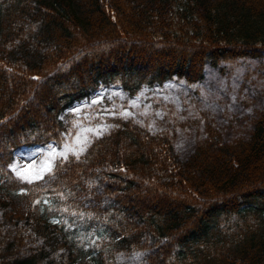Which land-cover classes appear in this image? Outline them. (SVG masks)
Segmentation results:
<instances>
[{
  "label": "trees",
  "instance_id": "trees-1",
  "mask_svg": "<svg viewBox=\"0 0 264 264\" xmlns=\"http://www.w3.org/2000/svg\"><path fill=\"white\" fill-rule=\"evenodd\" d=\"M175 1L0 0V264H264V113L232 141L206 121L185 160L112 118L42 180L11 170L60 144L62 115L103 86L200 83L264 52V0H187L191 33L172 29Z\"/></svg>",
  "mask_w": 264,
  "mask_h": 264
},
{
  "label": "rangeland",
  "instance_id": "rangeland-1",
  "mask_svg": "<svg viewBox=\"0 0 264 264\" xmlns=\"http://www.w3.org/2000/svg\"><path fill=\"white\" fill-rule=\"evenodd\" d=\"M186 3L187 0L175 1L172 29L182 26L184 31L190 28L191 33V26L181 14ZM261 113L264 52L256 59L221 62L217 68L207 65L200 83L172 79L162 85L143 87L134 96L119 85L103 86L62 115L66 132L60 144L16 152L11 170L24 181H40L52 172L58 160L70 154L82 155L94 139L113 130L116 124L111 119L117 117L130 119L151 133L169 135L175 153L185 160L205 138L206 121L221 132L224 141H232L247 138Z\"/></svg>",
  "mask_w": 264,
  "mask_h": 264
},
{
  "label": "snow or ice",
  "instance_id": "snow-or-ice-1",
  "mask_svg": "<svg viewBox=\"0 0 264 264\" xmlns=\"http://www.w3.org/2000/svg\"><path fill=\"white\" fill-rule=\"evenodd\" d=\"M50 170V169H49Z\"/></svg>",
  "mask_w": 264,
  "mask_h": 264
}]
</instances>
